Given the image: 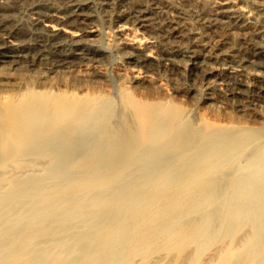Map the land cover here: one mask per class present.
Masks as SVG:
<instances>
[{
    "label": "bare ground",
    "instance_id": "6f19581e",
    "mask_svg": "<svg viewBox=\"0 0 264 264\" xmlns=\"http://www.w3.org/2000/svg\"><path fill=\"white\" fill-rule=\"evenodd\" d=\"M262 103L264 0H0V264H264Z\"/></svg>",
    "mask_w": 264,
    "mask_h": 264
},
{
    "label": "rangeland",
    "instance_id": "374dc122",
    "mask_svg": "<svg viewBox=\"0 0 264 264\" xmlns=\"http://www.w3.org/2000/svg\"><path fill=\"white\" fill-rule=\"evenodd\" d=\"M161 9H163V7L161 4H159L156 7V10H155L156 13H154L153 16H157V14L160 12ZM186 9H187V6H182L178 10L182 11V12H186ZM101 14H102V12H101ZM106 26H107V21L105 22V19H104L102 21V28L104 29V31H108L107 30L108 28ZM215 27L216 26L210 27V34L209 35L213 34L215 32V29L218 28V27H216V28ZM120 32H122L128 38V41L130 40L129 42L134 43V46L142 47V46L148 44V42H149V39L146 35L143 36L140 33V31H135V30L133 31L127 24L120 27ZM105 37L106 38L109 37L108 33H106ZM115 55H117V56H115ZM115 55L113 57H111L108 62L103 63V65L106 68H108L109 70H111L117 66L127 65V62L123 61L120 58V55H121L120 52L115 53ZM178 60L181 61V63L179 64L180 66L178 65L179 67L178 66L171 67L170 69L166 70L167 74H165L166 73L165 71H161V75L165 74V75H162V78H163V82L165 83L166 89L168 90V91L166 90L168 95H170L176 102H178L182 105H188V104L190 105L194 101V98H193V96H195L194 94L199 96L200 93L202 92V89L204 88L203 82H205L206 79H202V78L200 79L199 77H196L197 81H195V82L192 81V79H190L188 77V73H187V71H185V68H184L185 67L184 63H185L186 59H184V58L180 59L179 58ZM177 68H179V69H177ZM234 86H235V90L238 91L239 89L236 88L238 85L235 84ZM222 91H223L222 95L219 96L222 98L221 101H219L220 100L219 97H217V99H219V100H217V99H212V100L211 99H200L199 98L198 103H197L198 109L202 110L204 112L206 111V113L210 114V105H214L216 107L219 106L220 112L223 113V116H227L229 114H232L236 118L239 117L243 120H247L248 122L249 121L251 122V119L248 120V118L244 117L241 110H238V107H237V104L241 101H244L245 99H242V97H240L236 93H234L233 95L228 93L229 90L227 88H223ZM186 93H188V94H186ZM234 102H235V104H234ZM214 103H216V104H214ZM247 103L248 104L247 105L245 104L243 106V108L245 107V108L250 109V110L255 108V105L253 103H249V102H247ZM262 104H264V103H262ZM248 105H250L251 107ZM226 109L227 110L229 109V110L226 111ZM237 114H238V116H237Z\"/></svg>",
    "mask_w": 264,
    "mask_h": 264
}]
</instances>
